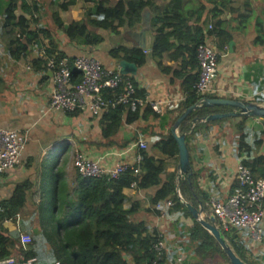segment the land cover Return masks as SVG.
Masks as SVG:
<instances>
[{
    "label": "crops",
    "instance_id": "0c3cea01",
    "mask_svg": "<svg viewBox=\"0 0 264 264\" xmlns=\"http://www.w3.org/2000/svg\"><path fill=\"white\" fill-rule=\"evenodd\" d=\"M6 1L0 0V128L16 130L27 140L33 139V141H30L29 148H22L19 165L0 175V199L5 198L15 184L28 179L32 185L30 193H37L36 205H38L42 202L39 198L40 193H43L44 189L49 186L46 180L48 174H44L41 169L43 161L48 155H52L51 158L54 159L50 162L49 173V176L52 177L50 186H52L53 193H55L57 185L55 177L60 172L63 173V182L69 189H72L74 172L72 165V170L68 167L67 154L80 151L93 160L105 154H112L106 158V165L130 161L132 154H120L131 143L123 149H119V146L131 141L134 134L139 135L137 126L143 127L145 122L139 119L133 125H124L113 139L116 147L106 148L101 146L104 140L101 138L99 116L79 112L76 117L71 118L51 110L49 108L51 71L47 65L43 70L33 63L37 59L44 58L50 39L57 45L54 56L62 54L66 59H74L81 55H89L96 57L104 70L118 71V68L115 62L109 58L103 59L104 54L109 50L105 49L103 44L86 49L80 46L79 42H69L61 33L51 31V28L41 25L38 27V25L29 26L30 24H27V30L37 35L32 39H27L19 32H14L19 42L27 44L24 54L20 58H15V55L9 54L8 48V42L12 38L9 34L11 26L4 27L3 14ZM188 1H190L192 9L197 10V8L204 7L203 20H205V24L202 31L205 37L204 44L211 46L219 55L211 90L206 94L205 99L264 104V0ZM199 1L204 2L201 5ZM155 2L157 5L160 4L159 0ZM168 2L169 0L163 1L164 4ZM214 10L220 12V19L224 22L223 27L232 37L231 41L223 46L219 44L215 36L210 34L212 32L210 18ZM15 15L17 17L21 15L19 10H16ZM145 15L148 14L145 13ZM58 17L63 18L62 16ZM77 20L75 21L77 22ZM142 27L140 25L133 31L120 29L119 35L116 36L110 34V37L114 38H111L110 49L138 48L133 45V39L128 36V33H138ZM42 30H47L50 33L49 41L38 32ZM149 31L153 37L151 50L146 52L140 49L147 57L146 62L141 67L136 66L137 71L134 77L125 76V78L132 79L139 92L150 100L165 103L161 114L165 119L151 122L152 126L160 133L162 124L165 125L164 121L167 123L171 121L167 118L166 113L172 110L177 111L179 105L184 101L185 94L181 89V83L174 78L173 73L162 70L165 68L178 71L180 59L170 62L164 55L160 61L161 66H157L150 57L154 44L150 19ZM142 41L146 43L148 40L144 38ZM230 42L233 44L229 47ZM150 137V134H145L139 139L147 146L157 140L155 136ZM241 139L246 146V151L244 148L239 149ZM186 141L191 173L196 175L195 184L200 192V195L194 197L193 202L197 203L196 209L203 210L202 218L204 220L212 216L210 209L212 200L223 203L233 192L235 173L237 167L242 165V161L254 162L255 176L257 177L254 178L264 180L262 178L264 176V118L241 115L228 117L221 122L199 128ZM61 147H64L63 151H60ZM68 147L69 151H66ZM55 158L57 160L54 164ZM177 164L178 159L168 161L167 171L176 172ZM156 190V188L137 190L135 187L124 190L123 194L127 200L123 209L128 210L134 207L135 213L130 217L132 222L142 223L148 235L158 234L163 238L164 264H229L216 251L198 252L197 248L204 238L201 235H195V238L191 237L193 221L184 217L180 209L173 210L174 206L165 207L164 202L151 204ZM69 191L71 193V190ZM201 196L205 198L203 206L202 203H199ZM54 200L53 206L48 208L56 218L58 207L56 193ZM186 203L193 207L190 203ZM33 204L31 202V204L25 205L16 222H6L3 225L11 237L19 238L17 234L21 233V235L30 238L38 229V219L35 216L36 213H33ZM155 205H159L160 208L155 210ZM261 230L262 234L258 240H255L249 233L235 229L230 231H233L232 233L228 232L231 242L233 241L235 245L241 244L243 257L250 264H264L263 220ZM28 245L22 246L27 247Z\"/></svg>",
    "mask_w": 264,
    "mask_h": 264
},
{
    "label": "trees",
    "instance_id": "16d2710c",
    "mask_svg": "<svg viewBox=\"0 0 264 264\" xmlns=\"http://www.w3.org/2000/svg\"><path fill=\"white\" fill-rule=\"evenodd\" d=\"M56 1L59 3L58 0ZM155 1L115 0V4L110 6L112 0H85V2H91L92 7L84 13V20L72 22L67 25L66 29L64 23L55 14L52 15L54 25L67 41H77L80 46L92 49L101 46L104 42L101 34L94 33L95 31L107 32L115 36L119 35L120 29L133 31L140 26L144 14L147 13L154 36L150 57L157 66H161L160 61L164 55L170 62L180 59L178 71L165 68L162 70L164 72L171 71L174 78L181 83V89L185 94L184 101L179 105L177 111L172 110L166 113L167 118L171 121L169 123L164 121L165 125L162 124L160 133L152 130L154 126L151 122L162 121L165 118L152 113L149 109L142 114L130 113L125 106L119 105L101 115L100 132L101 138L104 140L101 146L116 147L113 139L121 128L124 125H133L139 119L145 122L147 128L138 125L137 133L139 135L134 134L133 139L123 143L119 149L138 141L145 134H150L151 137L155 136L157 140L139 152L141 156L140 170L135 177L126 173L117 180L108 177L87 179L80 177L74 170L73 188L69 189L63 182V173H57L55 177L56 204L58 206L56 218L52 214L48 218L45 216L46 208L42 203L36 205L37 193H30L32 185L28 179L15 184L8 195L0 199V261L14 258L21 262L35 259L34 264H48L49 261L51 264H150L156 258L153 245L163 238L158 234L148 235L142 223L132 222L130 217L135 213L134 207L128 210L123 209L127 200L123 191L129 189L132 183L135 184L137 190L156 188L151 204L170 201L174 206H172L173 210L180 209L184 217L193 221L191 237L195 238V235H201L204 238L197 248L199 253L204 250L216 251L223 259L227 260L213 238L192 219L186 207L179 201L174 182L176 172L167 171V162L178 159L177 145L170 134V129L181 113L196 105L200 98H206L198 96L194 89L198 78L195 51L199 45L205 42L202 32L205 24V20H203L204 7L197 8V10L192 9L188 0H169L166 4L163 3L165 0H159V5ZM74 4L75 2L69 1L58 4V7L65 12L68 7ZM16 10H19L21 14L19 17L15 15ZM36 11L37 6L35 4L28 5L25 0H7L4 3V27L11 26L9 34L12 38L8 42L9 54L15 55V58H20L24 54L27 44L19 42L14 32H19L27 39L37 37L36 33L27 30V24L36 22L33 17V13ZM212 13L210 18L212 32L210 34L215 36L219 44L223 46L231 41L232 37L223 27L224 22L220 19V12L214 10ZM38 32L49 41L50 33L47 30ZM56 46L55 42L50 39L44 58L33 62L36 67L44 70L50 59L56 63L66 59L62 54L53 55ZM106 55L112 61L123 60L137 67H141L147 59L143 51L135 47L109 49ZM72 60L68 59V61ZM71 71L72 83H79L80 76L73 70ZM123 77L125 78V76ZM129 81L136 89L137 96L143 97V93L139 92L132 79ZM120 90L121 88L117 91L107 90L103 93V97L106 101H111ZM229 112L231 109L228 107L198 109L180 124L178 132L185 134V143H187L186 140L199 128L228 119L223 118L215 122L202 123L203 118L209 115H224ZM78 114L79 112H74L65 115L73 118ZM171 116L172 118H170ZM194 120L196 122L191 127ZM239 145V149L244 148L246 151L242 139L239 141ZM241 164L251 171L253 177H256L254 162L242 161ZM262 178L264 179V176ZM195 179L196 175L191 173L189 168L187 173L178 180L177 187L181 198L196 208L197 203L193 201L195 196L200 195V192L196 187ZM202 197L204 196H201L199 203H202L203 206L205 198ZM31 202L34 203L33 213H36L35 216L38 219V229L31 235L30 244L24 247L19 238L11 237L3 225L6 222H16L25 205L31 204ZM228 232H222V234L230 248L242 262L250 264L243 257L241 244L235 245L233 241L231 242L229 234L233 231ZM164 262L165 253L163 251L159 264H164Z\"/></svg>",
    "mask_w": 264,
    "mask_h": 264
},
{
    "label": "built area",
    "instance_id": "2783aa9c",
    "mask_svg": "<svg viewBox=\"0 0 264 264\" xmlns=\"http://www.w3.org/2000/svg\"><path fill=\"white\" fill-rule=\"evenodd\" d=\"M210 28V27H209ZM219 55L206 44L199 45L195 51L198 66V78L194 87L198 96H206L211 90V83L216 72V61ZM51 71V92L49 108L62 114L74 112H87L92 116H101L108 110L122 105L130 113L142 114L149 109L156 115L162 114L164 102L153 101L148 97H138L133 84L118 71H108L101 67L100 62L89 55H81L72 61L62 59L58 63L50 59L48 62ZM80 76L79 83H72V71ZM119 93L106 101L103 93L107 90ZM200 98L199 100H201ZM23 140L16 130L0 128V175L14 169L20 162ZM146 149L142 140L131 143L122 154H132L130 161L115 165H106L105 160L112 154H105L97 159H89L84 153H72V168L82 178L97 179L108 177L117 180L124 174L132 177L138 175L140 170V151ZM119 155V156H120ZM131 187H135L132 183ZM264 180L255 179L251 171L239 165L235 173V187L225 202L212 200L210 209L216 226L222 232L232 229L249 233L255 240L262 234L261 223L264 215ZM164 206L171 208L170 201H165ZM159 205H155L158 210ZM22 245L30 244V238L18 233ZM161 238V237H160ZM156 258L150 264H159L164 251V241L159 239L153 245ZM35 259L24 262L14 258L0 261V264H34ZM59 264V263H55Z\"/></svg>",
    "mask_w": 264,
    "mask_h": 264
},
{
    "label": "water",
    "instance_id": "95a60500",
    "mask_svg": "<svg viewBox=\"0 0 264 264\" xmlns=\"http://www.w3.org/2000/svg\"><path fill=\"white\" fill-rule=\"evenodd\" d=\"M141 30L133 33H128V36L133 39V45H136L139 49L143 51H150L153 43L152 34L149 31V17L145 15L142 18L140 23ZM66 25L64 28L66 29ZM146 38L148 41L144 43L142 39ZM232 42L229 43V47L232 46ZM118 72L121 76H130L134 77L136 75V66L132 63L127 61H114ZM221 107H228L233 111L224 115H209L201 121L202 123H209L215 122L217 120H221L223 118L234 117V116H245V117H260L264 118V104L260 103H248V102H234L228 100H214V99H201L197 102L196 105L186 109L181 115L177 118L174 125L170 129V134L174 138L177 149H178V164L176 168V174L174 178L175 190L179 201L186 207L188 212L190 213L192 219L197 222L205 231L209 233V235L213 238L216 244L220 247L222 253L227 258L229 264H246L242 262L233 252V250L228 245L226 239L224 238L221 230L216 227L215 220L211 216L207 220L202 218L203 210L198 208H193L185 201L182 200L178 187L177 182L180 178H182L187 171L189 170V154L187 150V146L185 143V134H180L178 132V128L180 124L194 111L201 109V108H221ZM196 120L192 121L191 125L193 126ZM264 221V215H263Z\"/></svg>",
    "mask_w": 264,
    "mask_h": 264
},
{
    "label": "rangeland",
    "instance_id": "374dc122",
    "mask_svg": "<svg viewBox=\"0 0 264 264\" xmlns=\"http://www.w3.org/2000/svg\"><path fill=\"white\" fill-rule=\"evenodd\" d=\"M26 3L28 5H33L35 4L37 6V11L34 13L36 22L34 23H30L29 26H36L38 25V27L41 26H45L48 28H51V31H57L59 33H61V31H59L57 29V27H55L54 25V21H53V17L52 15L55 14L57 16V18L64 23V25H68L72 22H76L75 20L80 21L83 19L84 17V13L91 9L92 4L91 2H85V0H58L59 3H57L56 0H25ZM69 1H73L75 2V4L71 7H68L67 10L65 12L61 11L58 7V4L60 3H67ZM202 5V3L199 1ZM115 4V0H112L110 6H113ZM58 16H62L63 18L60 19ZM84 20V19H83ZM86 20V19H85ZM94 33L97 34H101V36L104 38V48L105 49H110L111 47V38L110 34L107 32H101V31H95ZM114 39V38H112ZM103 56V55H102ZM96 58V57H94ZM104 58H108V56L106 54H104L103 59ZM97 59V58H96ZM98 60V59H97ZM99 61V60H98ZM100 62V61H99ZM101 64V63H100ZM117 71V70H115ZM143 128H147L146 126ZM153 131H155L156 133H158L159 131L154 128L152 129ZM19 136L21 137V139L23 140V148L27 149L29 148V143L32 140H27L26 138H24L22 135L19 134ZM153 138V137H150ZM45 140H49L48 138H44ZM151 140V139H150ZM25 141V142H24ZM154 141H152L151 143H153ZM148 145V144H147ZM64 147H61L60 151L63 149ZM63 151V150H62ZM66 151H69V147L66 149ZM53 154V152H50V154ZM52 155H48L44 161L43 164L41 166L42 171L44 172V174H48V176L46 177V180L49 183V186L46 187V189H44L43 193L40 194V199L42 200V205L45 206L47 208L46 211V217L48 218L49 216H51L50 210L48 207H52L54 204V197H55V193H53V189L51 185V176H49L50 173V165H51V161L54 160L53 158H51ZM56 158H55V162L56 163ZM67 160L69 161V169L72 170L71 165H72V153L71 154H67ZM74 172V169H73ZM50 213V214H49ZM49 214V215H48Z\"/></svg>",
    "mask_w": 264,
    "mask_h": 264
},
{
    "label": "clouds",
    "instance_id": "9594fccd",
    "mask_svg": "<svg viewBox=\"0 0 264 264\" xmlns=\"http://www.w3.org/2000/svg\"><path fill=\"white\" fill-rule=\"evenodd\" d=\"M48 264H51V261H49Z\"/></svg>",
    "mask_w": 264,
    "mask_h": 264
}]
</instances>
